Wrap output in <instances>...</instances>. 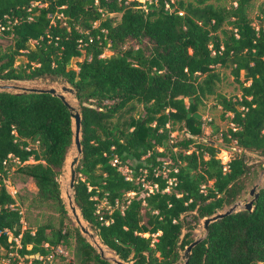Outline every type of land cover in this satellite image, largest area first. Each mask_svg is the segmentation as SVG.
Returning <instances> with one entry per match:
<instances>
[{
  "label": "trees",
  "instance_id": "16d2710c",
  "mask_svg": "<svg viewBox=\"0 0 264 264\" xmlns=\"http://www.w3.org/2000/svg\"><path fill=\"white\" fill-rule=\"evenodd\" d=\"M251 1L0 0V39H10L0 42V81L53 78L75 89L74 204L120 260L174 264L200 219L235 202L264 169V7L251 18ZM18 56L24 61L15 63ZM77 57L76 70L67 68ZM218 68L228 69L238 94L218 91ZM208 99L230 124L219 134L233 150L225 164L204 136L199 110ZM71 137L58 98L0 91V264H44L58 246L71 248L66 264H111L61 202L57 178ZM13 170L68 223L22 227L4 184ZM187 264H264V186L251 211L208 225Z\"/></svg>",
  "mask_w": 264,
  "mask_h": 264
},
{
  "label": "rangeland",
  "instance_id": "374dc122",
  "mask_svg": "<svg viewBox=\"0 0 264 264\" xmlns=\"http://www.w3.org/2000/svg\"><path fill=\"white\" fill-rule=\"evenodd\" d=\"M137 1L142 2L143 0H137ZM224 1H228V0H223V2ZM251 4H252V7L249 9V16L251 18H254L255 15L258 14L259 8L264 7V0H252ZM113 16L116 19L119 18V14H113ZM0 42L2 44H7L10 42V39L7 37H4L0 39ZM110 54H111V51L105 49L102 55L108 56ZM80 60H81V57L71 58L66 67L76 70V64ZM23 61H24V58L22 56H18L15 58V63L23 62ZM217 70L220 74V82L218 83V91L225 95L238 94L239 91L237 89L236 84L232 82V78L229 75L228 69L218 68ZM35 86H39V83H37V85ZM199 112L201 114V118L204 124L203 126L204 136H206L207 138L213 139L212 141L214 142V145L218 149L217 156L219 157L221 163L227 162L233 150L231 148L223 147L220 141L219 134L221 130H224L226 127L230 125L229 122L227 121L226 118H222V113L219 108L211 107L210 99L205 101L204 106L200 108ZM209 120H211L213 125L216 127V131L214 132L213 135H208L211 131V127L208 126L206 122H208ZM181 136H183V133L181 131H178V132L174 131L171 133V137L180 138ZM261 158H264V157H261ZM252 160L250 158V161ZM27 162H31V161L28 160ZM120 170L125 175H128L129 170L127 171L124 167H120ZM62 175L63 174L61 173L59 176L61 177ZM255 183H258L259 186L264 185V169L257 168L256 173L253 174L250 177V179L246 182L245 191L243 192L241 197L236 200V202L242 201V200H248L249 196L247 195V191ZM4 184H5L6 190L15 197L16 202L20 206V211L22 214L20 221H21L22 227L33 228L36 224L48 223V222L52 223L55 226L58 224L61 217L59 213L56 211L55 205L49 202L38 201L37 198H35L34 196L35 186L28 178L21 176L20 174L16 173L13 170L12 172H10L8 178L5 179ZM60 191H61V187H60ZM63 196L65 195L64 194L62 195L61 193V199L64 200ZM103 205L104 203L101 202L100 206H103ZM226 208L227 207H224L220 211H223ZM68 217L71 220L72 226H74V223L71 217L69 215ZM61 222L63 225H66L68 223L67 220L64 218L61 219ZM201 234H202V228H201L200 222H198V224L193 229V236L198 237ZM106 251L109 254H111V252L108 251L107 249ZM70 252H71V248L68 249L64 246H58L52 250L50 257L47 258L48 260L44 261V264H59V263L66 264V262H68L70 259V256H71ZM179 264H182V263H179Z\"/></svg>",
  "mask_w": 264,
  "mask_h": 264
},
{
  "label": "water",
  "instance_id": "95a60500",
  "mask_svg": "<svg viewBox=\"0 0 264 264\" xmlns=\"http://www.w3.org/2000/svg\"><path fill=\"white\" fill-rule=\"evenodd\" d=\"M39 83V86H35ZM0 91H7L13 94H21V93H48L53 97L58 98L64 106L67 108L70 121H71V145L66 153V156L63 161V165L61 168V172L63 177L58 176L57 183L59 187V194L61 198L62 193V184L65 181L66 187L69 189L70 194L67 196L68 202L66 204L65 199H61L64 209L66 213L71 217L74 227L78 229L79 234L85 239V241L92 246L95 251L98 253L99 257L107 260L111 264H130L129 262H125L120 260L115 254H113L110 250H108L98 239V237L93 233L92 230L89 229L87 223L80 216L79 210L74 204L73 198V184L75 179V168L78 163L80 154H81V146H80V113L77 105V98L75 89L70 86L67 82L53 79V78H37L27 81H17V80H2L0 81ZM82 105L88 106L86 103ZM264 185L259 186L258 183H255L251 188L247 191V195L249 196L248 200L235 201L223 211H217L212 213L209 216L203 217L200 219V224L202 228V234L198 237H194L193 240L186 245L182 251L179 252V257L174 264H187L188 257L191 252V248L203 239L208 232V225L213 221L220 219L230 213L236 212L238 210H247L251 211L253 206V201L257 198L258 189L263 187ZM61 187V191H60ZM63 195V194H62ZM64 198V196H63ZM180 237L178 238L179 241ZM108 251L111 252L109 254Z\"/></svg>",
  "mask_w": 264,
  "mask_h": 264
},
{
  "label": "built area",
  "instance_id": "2783aa9c",
  "mask_svg": "<svg viewBox=\"0 0 264 264\" xmlns=\"http://www.w3.org/2000/svg\"><path fill=\"white\" fill-rule=\"evenodd\" d=\"M2 29V26L0 25V30ZM15 163H18V161L16 159H12ZM114 163V162H113ZM226 163V162H225ZM222 163V164H225ZM125 168V167H124ZM120 169V168H119ZM126 169V168H125ZM225 169V166H223V170ZM128 171V169H126ZM129 178V177H127ZM150 190V187H148ZM56 250V249H55ZM60 251V250H59ZM4 264H29V261H24L22 258H17V260L15 262L12 261H8V259H6L5 261H3Z\"/></svg>",
  "mask_w": 264,
  "mask_h": 264
},
{
  "label": "bare ground",
  "instance_id": "6f19581e",
  "mask_svg": "<svg viewBox=\"0 0 264 264\" xmlns=\"http://www.w3.org/2000/svg\"><path fill=\"white\" fill-rule=\"evenodd\" d=\"M63 187H64V189H63ZM62 194L65 195V196H64V199H65L66 204H67V202H68V198H67V196H69L70 191H69V189L66 187V185H65V181H64L63 184H62Z\"/></svg>",
  "mask_w": 264,
  "mask_h": 264
}]
</instances>
